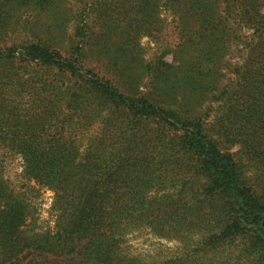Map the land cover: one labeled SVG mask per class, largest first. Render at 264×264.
Wrapping results in <instances>:
<instances>
[{
    "label": "trees",
    "instance_id": "16d2710c",
    "mask_svg": "<svg viewBox=\"0 0 264 264\" xmlns=\"http://www.w3.org/2000/svg\"><path fill=\"white\" fill-rule=\"evenodd\" d=\"M84 1L0 0V27L16 26L29 10L58 12L51 28L59 42L72 23L71 2L80 9ZM161 1L93 0L96 32L89 36L93 28L85 20L82 27L74 24L69 58L50 40H37L33 27L28 31L34 40L19 56L69 78L62 84L31 80L28 87L39 98L34 92L23 118L12 105L17 92H4L8 84L2 85L0 125L15 137L28 165L26 181L53 193L54 226L36 231L26 194L14 192L0 175V264H264V0H165L194 18L199 46L225 45L229 38L240 43V28L253 30L247 64L238 70V87L246 89L240 106L232 120L227 113L225 128L213 123L210 129L222 144L236 127L246 130L236 138L238 153L226 152L205 133L202 117L175 97L162 95L157 102L138 92L141 79L124 66L144 71L137 29L158 14ZM7 50H0V62L16 58ZM203 50L196 51L199 60ZM193 67L185 62L177 69ZM166 70L173 68L152 70L151 84L165 82ZM245 162L252 164L249 178ZM141 229L181 243V256L144 262L129 255L127 237Z\"/></svg>",
    "mask_w": 264,
    "mask_h": 264
},
{
    "label": "rangeland",
    "instance_id": "374dc122",
    "mask_svg": "<svg viewBox=\"0 0 264 264\" xmlns=\"http://www.w3.org/2000/svg\"><path fill=\"white\" fill-rule=\"evenodd\" d=\"M92 1H84L80 4V9L77 8L79 4L71 2L75 4L74 7H70L71 11L69 13L72 17V23L67 28L65 38L59 42L55 38L58 33L51 28L55 25L53 20L56 16L54 14L58 12L46 14L39 12L40 10H29L20 15L21 19L16 26L9 27L6 24L0 27V50L5 52L7 49L12 48L16 52V58L0 62V88L4 87L3 91L7 93L13 90L17 92L16 95L12 96V105L13 108L18 110L19 113L16 114H19L20 118H23L28 110L27 102L33 99L32 95L35 91L30 90L28 87L31 80L35 82L38 78L45 77L48 78L49 82L56 81L62 84L69 78L66 73L62 74L57 70H48L37 64H28L26 60L19 56L26 44L34 40L33 35L30 36L28 31H31V27H33L32 31L35 32L34 36L37 37V40L43 42L50 40L55 51L60 52L63 57L69 58L72 48L69 42L71 35H73L74 24H79V27H82L80 23L85 20V23L93 28L89 36H91V33L96 32L95 23L99 17L93 11L97 9L90 6ZM262 12H264V9ZM17 14L14 11L10 12L11 16ZM195 22L194 18H189L178 4L168 5L165 0H162L158 8V14L156 16L153 14L151 18H147L146 24L137 29V54L145 67L144 71L137 64H124V66L130 70L132 77L141 79L136 84L138 92L154 98L157 102L164 100L166 94L175 97L180 104H184L188 108L190 113L201 116L207 130L205 133L220 142L216 129H210L213 127V123L225 128L227 126L225 120L227 113H230L232 120L240 106L242 100L239 99V96L246 92V89L238 87L240 76L238 70L241 66L244 67L247 64L248 44L253 35V30L240 28V43L229 38V42L226 41L225 45L214 43L213 46L209 44L199 46V28ZM233 27L231 21L229 28L232 29ZM91 40L90 38L89 45L86 47L87 50L91 49ZM198 49H204L200 60L195 55ZM210 51H215V53L210 54ZM127 56H130V54L127 53ZM213 57L216 66L214 63L212 64L211 59ZM185 62L193 63V71L188 72L187 70L177 69ZM164 65L171 66L173 70L164 71L166 74L165 82L157 86L154 82V85H152L149 81V78L155 76L152 70L155 71L157 68L158 72ZM88 67L99 72L95 64ZM7 75L17 76L20 81L14 80L10 84L4 78ZM71 80L74 82V78ZM5 83L8 86L2 87ZM36 86L37 84H33L34 90H36ZM224 90L229 94L222 96L221 92ZM162 95L164 97H161ZM34 96L39 98L37 90ZM229 98H231V101H229ZM256 110L254 108L250 113L252 118L257 112ZM15 123L16 118L12 117L9 124L12 126ZM237 130L238 127L235 128L236 135L234 136H230L231 133L229 132L227 138L223 139L225 143L220 142L226 152L238 153L241 150L236 138H243L247 131L243 130L238 133ZM14 138L12 132L5 131L3 125H0V175L14 192L26 194L28 201L34 208L33 211H35L33 217L35 230L41 232L51 230L54 226V218L51 212L53 193L34 184L32 181H26L23 177L22 173L28 165L22 160L23 155L18 145L12 143ZM231 138H235L233 142H230ZM244 165L246 168L243 176L249 178L253 172L250 170L252 164L245 162ZM125 249L129 255L144 262L161 261L182 254L181 243L157 238L147 229H141L130 234L127 237Z\"/></svg>",
    "mask_w": 264,
    "mask_h": 264
}]
</instances>
